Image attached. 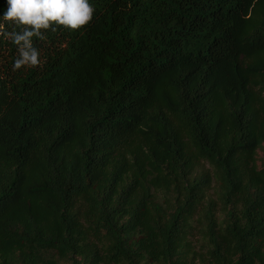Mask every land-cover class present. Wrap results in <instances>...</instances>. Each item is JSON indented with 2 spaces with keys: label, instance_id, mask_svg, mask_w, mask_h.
<instances>
[{
  "label": "trees",
  "instance_id": "1",
  "mask_svg": "<svg viewBox=\"0 0 264 264\" xmlns=\"http://www.w3.org/2000/svg\"><path fill=\"white\" fill-rule=\"evenodd\" d=\"M90 3L0 20V264H264V0Z\"/></svg>",
  "mask_w": 264,
  "mask_h": 264
},
{
  "label": "clouds",
  "instance_id": "2",
  "mask_svg": "<svg viewBox=\"0 0 264 264\" xmlns=\"http://www.w3.org/2000/svg\"><path fill=\"white\" fill-rule=\"evenodd\" d=\"M7 4L0 20L12 27L3 35L17 46L13 71L41 65L34 37L44 40L45 32H55L58 28L79 31L93 21L96 11L90 0H7Z\"/></svg>",
  "mask_w": 264,
  "mask_h": 264
},
{
  "label": "rangeland",
  "instance_id": "3",
  "mask_svg": "<svg viewBox=\"0 0 264 264\" xmlns=\"http://www.w3.org/2000/svg\"><path fill=\"white\" fill-rule=\"evenodd\" d=\"M259 156H262V153H260ZM203 166H204L206 169H211V167H210L208 164H206V163L203 164ZM203 166H202V167H203ZM202 167H200L201 170L203 169ZM206 169H205V170H206ZM214 186H216V185H214ZM212 197H214V199H217V194H215V190L212 191Z\"/></svg>",
  "mask_w": 264,
  "mask_h": 264
}]
</instances>
